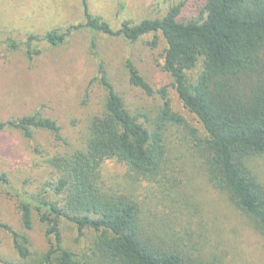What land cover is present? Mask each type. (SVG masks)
Instances as JSON below:
<instances>
[{"label": "trees", "instance_id": "trees-1", "mask_svg": "<svg viewBox=\"0 0 264 264\" xmlns=\"http://www.w3.org/2000/svg\"><path fill=\"white\" fill-rule=\"evenodd\" d=\"M187 1L170 6L162 17L124 20L113 29L109 21L90 12L87 0H82L83 22L27 37L23 46L31 61L39 53L38 42L56 48L74 31L121 36L132 44L152 34L153 47L160 35L166 43L162 68L205 135L199 136L171 110L166 88L155 91L128 61L129 83L148 96L157 93L163 101L153 121L132 115L99 64L105 102L102 111L88 119L82 145L53 153L34 148L36 154L44 155L50 175L38 192L17 191L5 174L0 175L6 194L15 198L24 230L21 233L0 222L18 256V262H1L226 264L207 254L189 229L179 230L171 221L156 222L132 193L105 186L102 166L107 161L124 165L134 185L175 182L181 169L169 155L172 126L190 137V156L202 168L208 185L223 194L264 239V183L250 165L251 159L264 156V0H203L198 15L182 21L180 14ZM3 43L12 50L20 47L10 37ZM7 131H17L27 140L42 132L55 143L66 145L57 121L40 111L1 121L0 133ZM62 219L75 224L79 235L85 228L94 232L89 254L78 255L64 248L59 229ZM34 220L44 227L49 241L42 252L31 249L26 233L34 227Z\"/></svg>", "mask_w": 264, "mask_h": 264}, {"label": "rangeland", "instance_id": "rangeland-1", "mask_svg": "<svg viewBox=\"0 0 264 264\" xmlns=\"http://www.w3.org/2000/svg\"><path fill=\"white\" fill-rule=\"evenodd\" d=\"M183 1L87 0L90 12L109 21L113 29H118L124 20L139 22L162 17L170 6ZM202 4L203 0L185 2L180 19L196 17ZM79 22H83L82 0H0V122L40 111L57 121L66 141V145L55 143L42 132H36L33 140L25 139L17 131L0 133V175L5 174L17 191L38 192L50 176L44 155L36 154L35 147L53 153L82 145L88 119L99 114L105 102L106 92L98 79L99 64L132 115H140L141 121H153L163 101L157 93L148 96L129 83L128 61L155 91L166 88L171 110L195 128L199 136L205 135L196 117L184 108L172 79L162 68L166 43L160 35L153 47L152 34L132 44L121 36L74 31L56 48L38 42L39 53L31 61L27 59L23 44L30 34L42 35L52 28ZM8 37L19 42L20 47L9 49L3 43ZM169 137L170 159L181 169L175 182L134 185L127 178L124 165L107 161L102 166L105 186L132 193L142 202L147 216L156 222L171 221L179 230L189 229L207 254L226 264H264V239L223 194L208 185L202 168L190 156L192 143L188 134L172 126ZM250 165L264 183V156L251 159ZM34 221V227L26 233L31 249L42 252L49 241L44 227ZM0 222L24 232L15 198L8 196L1 184ZM59 229L64 248L78 255L90 253L95 237L92 230L85 228L79 235L76 225L65 219L60 221ZM0 259L18 262L11 237L2 229Z\"/></svg>", "mask_w": 264, "mask_h": 264}]
</instances>
